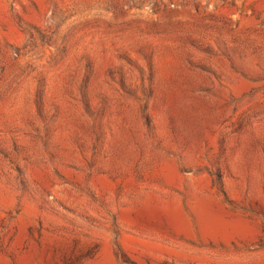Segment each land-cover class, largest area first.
<instances>
[{"label": "rangeland", "instance_id": "1", "mask_svg": "<svg viewBox=\"0 0 264 264\" xmlns=\"http://www.w3.org/2000/svg\"><path fill=\"white\" fill-rule=\"evenodd\" d=\"M264 264V0H0V264Z\"/></svg>", "mask_w": 264, "mask_h": 264}, {"label": "trees", "instance_id": "2", "mask_svg": "<svg viewBox=\"0 0 264 264\" xmlns=\"http://www.w3.org/2000/svg\"><path fill=\"white\" fill-rule=\"evenodd\" d=\"M123 261H124L125 264H136V263H134V262H132V261H128V260H126V259H124Z\"/></svg>", "mask_w": 264, "mask_h": 264}]
</instances>
